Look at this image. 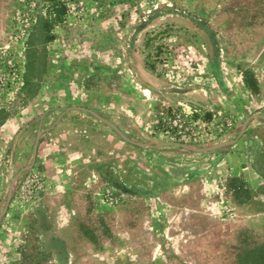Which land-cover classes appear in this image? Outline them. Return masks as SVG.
<instances>
[{
    "label": "rangeland",
    "instance_id": "374dc122",
    "mask_svg": "<svg viewBox=\"0 0 264 264\" xmlns=\"http://www.w3.org/2000/svg\"><path fill=\"white\" fill-rule=\"evenodd\" d=\"M62 1L0 0V264H264V0Z\"/></svg>",
    "mask_w": 264,
    "mask_h": 264
},
{
    "label": "trees",
    "instance_id": "16d2710c",
    "mask_svg": "<svg viewBox=\"0 0 264 264\" xmlns=\"http://www.w3.org/2000/svg\"><path fill=\"white\" fill-rule=\"evenodd\" d=\"M49 1L53 2V7H54L53 13L54 14L50 15L49 17L43 18L42 30L45 33L44 42H48L54 38L53 34H51V29L55 23L60 22L63 19V16L67 12V6L65 3H63L62 0H49ZM245 75L247 77L246 81L249 87L253 91H257L258 84H257L256 79L253 77V74H251L249 71H245ZM211 118H212V113L207 112L205 120L210 121Z\"/></svg>",
    "mask_w": 264,
    "mask_h": 264
}]
</instances>
